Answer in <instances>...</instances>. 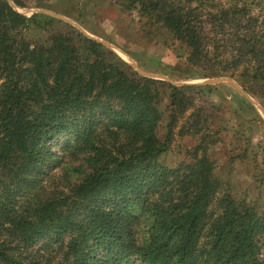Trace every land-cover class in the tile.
<instances>
[{
  "label": "trees",
  "instance_id": "obj_1",
  "mask_svg": "<svg viewBox=\"0 0 264 264\" xmlns=\"http://www.w3.org/2000/svg\"><path fill=\"white\" fill-rule=\"evenodd\" d=\"M107 1L167 32L199 79L264 97V0ZM16 7L29 6L0 0V264H264V213L218 194L212 135L192 163L158 162L198 87L169 86L160 138L158 81L65 21ZM202 128L192 113L177 133ZM58 169L64 185L48 189ZM54 250L64 260L40 253Z\"/></svg>",
  "mask_w": 264,
  "mask_h": 264
},
{
  "label": "rangeland",
  "instance_id": "obj_2",
  "mask_svg": "<svg viewBox=\"0 0 264 264\" xmlns=\"http://www.w3.org/2000/svg\"><path fill=\"white\" fill-rule=\"evenodd\" d=\"M101 1L26 0L28 8L16 7L15 10L27 17L41 13L63 19L140 75L158 81L161 84L159 109L163 116L160 138L166 135L169 121V86H197V90L186 93L193 101V109L177 117L169 149L158 158V162L168 168L192 163L193 147L202 135L210 134L213 140H217L210 148V155L214 161V176L220 181L218 194L229 192L235 200L264 213V97L247 93L233 79L243 93L226 82L209 84L210 87L206 88L204 82L217 78L199 79V73L185 64L184 49L178 43H173L167 32L145 26L137 11L128 12L116 3ZM92 9L98 17L90 16ZM103 19L107 21V31H111V34H104L101 39L96 35L101 34L98 29ZM192 113L199 115L202 131L195 136H179L177 132L181 126L188 124ZM204 119L207 122L202 125ZM42 169L45 172L51 170L47 165ZM51 175L45 186L48 189L62 188L64 181L59 169ZM48 240L47 236L39 238L32 251ZM40 253L54 259V263L64 260L62 251ZM127 264L142 263L133 257Z\"/></svg>",
  "mask_w": 264,
  "mask_h": 264
},
{
  "label": "water",
  "instance_id": "obj_3",
  "mask_svg": "<svg viewBox=\"0 0 264 264\" xmlns=\"http://www.w3.org/2000/svg\"><path fill=\"white\" fill-rule=\"evenodd\" d=\"M58 19H60V18H58ZM61 20H63V19H61ZM64 21V20H63ZM133 65V64H132ZM134 66V65H133ZM141 75H143V74H141ZM143 76H145V75H143ZM223 82H226V83H229L230 85H232L234 88H236V89H238L241 93H243V91L237 86V84L233 81V80H231V79H229V78H217V79H214V80H212V81H206V82H204V84H207V85H209V84H217V83H223Z\"/></svg>",
  "mask_w": 264,
  "mask_h": 264
},
{
  "label": "crops",
  "instance_id": "obj_4",
  "mask_svg": "<svg viewBox=\"0 0 264 264\" xmlns=\"http://www.w3.org/2000/svg\"><path fill=\"white\" fill-rule=\"evenodd\" d=\"M102 1L100 0V3H101ZM94 7V6H93ZM92 7V8H93ZM83 10H85V9H83ZM90 16L91 17H94L95 16V11H94V9H92V11H91V13H90ZM95 17H98V16H95ZM103 23H102V25H101V27H100V29H98L99 31V33H101V34H99V35H96L97 37H100L101 39H103L104 38V34H111V31H107V29L109 28V25H107V21L105 20V19H103Z\"/></svg>",
  "mask_w": 264,
  "mask_h": 264
}]
</instances>
